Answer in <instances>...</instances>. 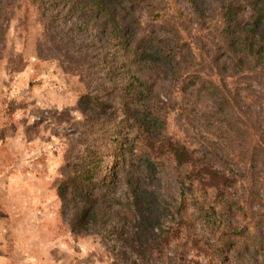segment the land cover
I'll return each instance as SVG.
<instances>
[{
  "label": "rangeland",
  "instance_id": "obj_1",
  "mask_svg": "<svg viewBox=\"0 0 264 264\" xmlns=\"http://www.w3.org/2000/svg\"><path fill=\"white\" fill-rule=\"evenodd\" d=\"M151 1V6L135 14L142 27L138 35L151 31L175 44L182 72L174 76L150 44L144 57L151 66L141 67L144 60L132 64L131 56L137 53L128 56L115 48L111 38L97 30L98 20L84 22L79 29L71 24L76 15L55 23L33 0L0 3V264H264V170L259 162L245 163L240 154L244 150L239 148L244 140L239 143L242 136L232 132L223 135V143L229 145L228 159L215 165L254 180L258 197L252 198V204L258 217L252 219L259 218L260 235L249 224L234 246H219L217 222L204 220L190 208L193 226L182 225L169 244L150 252L151 235L168 225L179 200L176 170L168 158L164 167L137 160L143 167L136 197L123 196V185L114 188L115 207L130 209L133 215L124 228L110 235L112 241L94 232L75 233L69 214H60L56 187L66 176L67 164L89 140L80 105H90L80 97L101 86H120L132 75L152 82L153 92L159 95L154 96L156 103L170 110L168 128L201 148L204 140H213L215 132L223 130L210 114L214 99L199 84L193 86L191 76L226 77L228 87L239 90V112L253 133L245 149L252 148L249 143L262 142L264 66L237 75L233 85L230 70H217L225 61L218 0H195L204 13L201 21L186 0ZM242 15L247 20L248 10ZM184 73L191 78L182 82ZM107 197L102 199L104 204Z\"/></svg>",
  "mask_w": 264,
  "mask_h": 264
},
{
  "label": "trees",
  "instance_id": "obj_2",
  "mask_svg": "<svg viewBox=\"0 0 264 264\" xmlns=\"http://www.w3.org/2000/svg\"><path fill=\"white\" fill-rule=\"evenodd\" d=\"M186 2L196 18L203 20L204 13L196 1ZM33 3L55 23L63 21L67 15H76L77 21L71 24L80 29L84 22L98 20L97 30L111 38L115 48L128 56L137 53L135 58L131 56L132 64L144 60L141 67L151 66L144 57L148 52L145 48L150 44V48L158 49L156 56L162 58L173 76L182 72L181 53L175 44L165 40L167 37H159L151 31L138 35L142 27L135 14L151 6V0H33ZM218 3L221 10L220 48L225 61L217 63L216 68L218 71L230 70L228 77L232 78L230 84L233 85L238 82L237 75L264 66V0H218ZM244 9L249 12L247 20L242 17ZM1 15L0 10V40L3 38ZM130 26L133 31H128ZM185 74L188 73L180 74L182 82L193 77L192 85L199 84L214 99L210 114L214 121L222 123L223 131L215 132L211 141L204 140L201 148L200 144H193L168 128L170 110L156 103L154 96L158 98L159 95L153 92L150 81L132 75L120 81V86H101L92 93L81 95L80 100L85 99L90 105L89 108L80 105L89 140L67 164L66 176L56 187L60 214H69V223L75 233L87 235L94 232L101 234L103 240L112 241L110 235L118 228H124V222L131 220L133 215L130 209L115 207L118 197L114 188L123 185V196L128 199L136 197L143 167L137 160H144L149 167H164V160L168 158L176 170L179 200L168 225L151 235L147 243L150 252L160 244H169L182 225L193 226V214L217 222L219 246H234L237 237L248 230L249 224L253 225L255 235H260L256 222L259 218L252 219L258 215L252 204V198L258 197L254 180L249 181L240 171L239 174L218 169L215 163L228 159L226 150L229 145L223 143V135L232 132L242 136L238 137L239 143L244 140L239 148L244 150L240 154L245 163L254 165L259 162L264 170V114L262 142L259 145L249 143L252 148L245 149L247 137L253 133L248 129L245 115L239 112V90L228 87L226 77L198 80L202 78L200 75L189 77ZM200 90L203 89H197ZM231 146H236V142ZM110 167L112 171L107 170ZM106 196L108 203L104 204L102 199ZM190 208H195L193 214H189ZM132 264L136 263L133 261Z\"/></svg>",
  "mask_w": 264,
  "mask_h": 264
}]
</instances>
